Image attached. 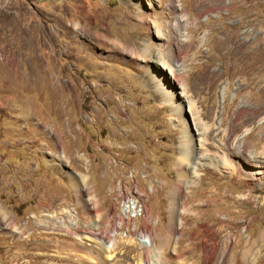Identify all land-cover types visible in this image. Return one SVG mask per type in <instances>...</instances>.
Segmentation results:
<instances>
[{"label": "rangeland", "instance_id": "374dc122", "mask_svg": "<svg viewBox=\"0 0 264 264\" xmlns=\"http://www.w3.org/2000/svg\"><path fill=\"white\" fill-rule=\"evenodd\" d=\"M155 24L184 65L166 78L206 121L218 112L213 163L195 162V182L177 180V116L143 67ZM254 156L264 0H0V264H264V174L244 161ZM131 194L149 248L113 228L114 197ZM250 246L260 251L245 260Z\"/></svg>", "mask_w": 264, "mask_h": 264}, {"label": "bare ground", "instance_id": "6f19581e", "mask_svg": "<svg viewBox=\"0 0 264 264\" xmlns=\"http://www.w3.org/2000/svg\"><path fill=\"white\" fill-rule=\"evenodd\" d=\"M154 28H155V36L157 38L158 48H156L155 45H151L150 47L146 45L142 49L143 50L142 53H146L147 52L146 50L149 48L153 49L150 59L144 57L143 67L145 71L150 75L151 81L154 84L155 90L158 93V95L165 102L169 104L171 110L174 111V114L177 116L176 118L179 124H175V126L178 127L181 133V136L179 138L180 147L178 150V158H177V162L180 165V169L177 171V180L184 183L185 178L187 177L189 178L190 182H195L197 177L195 162L199 160H203L205 162L209 161L210 164L213 163L210 150L209 148H206L208 147L206 145L207 142L210 140L214 142L213 135L218 129V116H217L218 112L216 114V120H213L212 122L206 121L203 117H201V114L199 113L198 107L196 106L195 102H193L192 100L189 99V97L186 96L187 90L183 86V84H179V82H175L173 84V82L168 80V77L166 78V72H165L166 70H168L170 74V78L173 79L179 78L180 73H178V71L184 65L182 60L179 59L175 60L173 58L172 49L168 50L163 47L162 40L164 39L165 36L163 27L160 24L158 25L155 24ZM138 53L140 54V52ZM176 55L178 56L179 53L176 52ZM185 104H187V106L190 108L192 121L187 117L188 115L186 116V113L185 115L183 113V107ZM210 114L211 111L209 112L207 110L204 113V117L209 119ZM240 156L243 157L244 154H242L241 152ZM244 161L247 163V165H249V168L246 167V170L249 173L251 172V175H253L256 179L261 180L262 174H264V157L261 158L254 156L252 157V159H245ZM223 163L224 166L226 165V169L227 170L229 169L231 173L235 170L228 156L224 158ZM177 204H178V197L173 193L171 197V205H170L172 212L176 209ZM83 238H85L86 240L87 239L96 240V241L98 240L99 245L102 247L103 251H107V249L110 247L108 243L103 242V240L98 236H94L91 238L87 235H84ZM148 238H149L148 240L151 239L149 235ZM258 238L264 241V232L262 236ZM254 243L257 245L258 243L257 240ZM151 244L152 243L148 245V248L150 247ZM251 247L252 246H250V248L247 247L244 254H242L245 260H248L246 259V255H249L250 252L252 253V250L256 254L258 253V251H260L258 250L259 248L257 246H256L257 248L254 246L252 248Z\"/></svg>", "mask_w": 264, "mask_h": 264}, {"label": "built area", "instance_id": "2783aa9c", "mask_svg": "<svg viewBox=\"0 0 264 264\" xmlns=\"http://www.w3.org/2000/svg\"><path fill=\"white\" fill-rule=\"evenodd\" d=\"M114 197V201L118 205L116 222H114L113 228L116 230H122L123 235H128L129 237L136 238V240L142 244L145 248L152 243V238L149 232H144L143 229L138 225L140 219H144L145 214L143 210V205L136 195H129L123 198ZM115 233V231H114ZM148 235L151 241L148 240Z\"/></svg>", "mask_w": 264, "mask_h": 264}]
</instances>
